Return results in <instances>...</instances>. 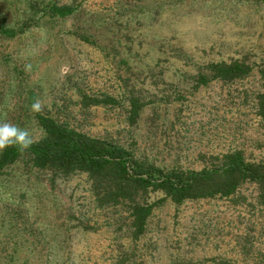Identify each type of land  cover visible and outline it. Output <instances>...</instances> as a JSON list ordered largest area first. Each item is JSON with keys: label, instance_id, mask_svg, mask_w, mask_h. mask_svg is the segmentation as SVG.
I'll use <instances>...</instances> for the list:
<instances>
[{"label": "rangeland", "instance_id": "rangeland-1", "mask_svg": "<svg viewBox=\"0 0 264 264\" xmlns=\"http://www.w3.org/2000/svg\"><path fill=\"white\" fill-rule=\"evenodd\" d=\"M49 2L76 11L51 18L41 9ZM242 2L0 0L6 23L24 29L0 37V121L41 138L29 111L39 99L40 113L112 137L159 165L199 170L207 156L236 148L264 160V118L256 107L264 3ZM222 59L246 60L252 72L235 83L197 87L198 66ZM147 62L152 71L137 67ZM132 84L146 104L129 126L124 97ZM81 93L113 94L120 104L83 108ZM51 178L24 160L1 176L0 264H208L220 257L242 263L264 251V207L254 200L167 199L134 240L127 207L97 206L86 173ZM240 192L254 193V186Z\"/></svg>", "mask_w": 264, "mask_h": 264}, {"label": "trees", "instance_id": "trees-1", "mask_svg": "<svg viewBox=\"0 0 264 264\" xmlns=\"http://www.w3.org/2000/svg\"><path fill=\"white\" fill-rule=\"evenodd\" d=\"M242 1L248 4L264 3V0ZM6 4L2 5L6 7ZM41 9L51 18H64L76 11L72 5H59L56 2H49ZM33 15L31 13L28 19H34ZM6 18L0 10V37L13 38L24 31L22 25L7 24ZM137 67L142 68L141 71L146 68L152 71L149 62L144 66L138 64ZM133 69L135 66L131 65ZM252 69L246 60H209L198 66L193 78L197 87L213 81L231 84L247 78ZM260 74L262 91L256 95V107L257 114L264 118V70ZM124 99L127 106L126 122L131 126L137 123L146 102L133 84L125 92ZM81 104L83 108L93 105L115 106L120 104V99L109 93H101L99 96L81 93ZM34 119L43 130V136L36 139L37 142L24 153L14 147L0 152V178L8 167L21 160L32 168L51 174V179L84 172L91 182L97 206L127 207L131 219V237L134 240L143 237L155 206L167 199L176 205L213 198H227L236 202L243 199L254 200V206L264 207V160L248 159L242 148L207 156L205 166L199 170L177 165L167 167L139 155L135 149L112 137L89 135L52 115L36 113ZM245 184L253 185L254 193L242 195L240 191ZM154 193L160 197L151 201ZM253 253L255 257L252 262L239 263L220 257L209 259L208 264H264V251L256 250Z\"/></svg>", "mask_w": 264, "mask_h": 264}, {"label": "clouds", "instance_id": "clouds-1", "mask_svg": "<svg viewBox=\"0 0 264 264\" xmlns=\"http://www.w3.org/2000/svg\"><path fill=\"white\" fill-rule=\"evenodd\" d=\"M45 105L41 100L36 99L29 106L32 114L40 113ZM32 131L28 127H20L6 120L0 121V152H4L10 147L16 148L20 153H24L36 143Z\"/></svg>", "mask_w": 264, "mask_h": 264}]
</instances>
